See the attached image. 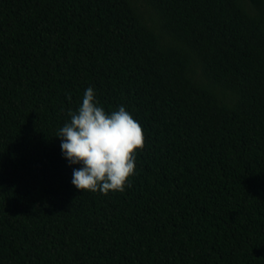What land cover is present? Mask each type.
I'll use <instances>...</instances> for the list:
<instances>
[{
  "label": "trees",
  "instance_id": "trees-1",
  "mask_svg": "<svg viewBox=\"0 0 264 264\" xmlns=\"http://www.w3.org/2000/svg\"><path fill=\"white\" fill-rule=\"evenodd\" d=\"M89 86L142 129L123 192L55 137ZM0 264H264V0H0Z\"/></svg>",
  "mask_w": 264,
  "mask_h": 264
},
{
  "label": "clouds",
  "instance_id": "clouds-1",
  "mask_svg": "<svg viewBox=\"0 0 264 264\" xmlns=\"http://www.w3.org/2000/svg\"><path fill=\"white\" fill-rule=\"evenodd\" d=\"M70 119L58 130L61 155L73 167L71 184L78 190L123 192L134 174L135 153L143 133L124 105L106 111L94 89L87 87Z\"/></svg>",
  "mask_w": 264,
  "mask_h": 264
}]
</instances>
